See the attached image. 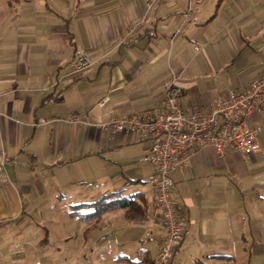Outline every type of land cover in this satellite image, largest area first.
<instances>
[{"label":"crops","instance_id":"1","mask_svg":"<svg viewBox=\"0 0 264 264\" xmlns=\"http://www.w3.org/2000/svg\"><path fill=\"white\" fill-rule=\"evenodd\" d=\"M187 5L0 0V264H55L62 239L73 242L68 262L154 263L160 215L150 207L153 166L141 160L150 142L98 125L162 110L172 78L184 111L206 109L248 84L263 50L264 0H198L195 21L184 19ZM77 49L92 61L80 71ZM246 124L261 126L258 151L218 157L203 148L175 174L189 232L169 264L264 254V103ZM111 193L140 202L145 216L71 214Z\"/></svg>","mask_w":264,"mask_h":264},{"label":"built area","instance_id":"2","mask_svg":"<svg viewBox=\"0 0 264 264\" xmlns=\"http://www.w3.org/2000/svg\"><path fill=\"white\" fill-rule=\"evenodd\" d=\"M196 1L188 0L183 13L185 20L195 21L191 14ZM75 58L78 71L92 64L82 49L76 50ZM180 94L181 88L172 78L167 85L162 110L151 116L113 115L98 125L112 132L135 133L140 141L150 142L141 160L153 166V173L148 178L153 191L150 207L158 210L160 215V247L153 264H169L189 232L186 215L178 211L175 174L183 172L203 148H210L218 157H224L230 151L247 156L260 149L257 136L261 126H247L246 120L259 112L264 103V41L260 69L243 88L214 98L206 109L188 112L178 103ZM106 100L102 99L100 105ZM3 172L4 161L0 160V176Z\"/></svg>","mask_w":264,"mask_h":264},{"label":"trees","instance_id":"3","mask_svg":"<svg viewBox=\"0 0 264 264\" xmlns=\"http://www.w3.org/2000/svg\"><path fill=\"white\" fill-rule=\"evenodd\" d=\"M117 193H111L103 196L99 200L90 203H83L73 207L71 214L78 219L82 220H98L101 215L105 212L117 209V208H128L126 210L127 218H129V213L133 211L135 215H132L133 220H138L145 216L146 211L144 206L136 200L128 196H118ZM86 209V210H85ZM130 210V211H129ZM129 211V212H128ZM132 214V213H131ZM131 216V215H130Z\"/></svg>","mask_w":264,"mask_h":264},{"label":"rangeland","instance_id":"4","mask_svg":"<svg viewBox=\"0 0 264 264\" xmlns=\"http://www.w3.org/2000/svg\"><path fill=\"white\" fill-rule=\"evenodd\" d=\"M75 223L79 224V221L76 220ZM65 242L66 240L62 239V242L58 243L57 245L58 248L56 250V255L60 256L61 259H56L55 264H95L96 263V260H91L87 262L79 260V259H73L70 262L63 260V254H65L66 256L68 255L69 244H73V242H70V243H67V242L65 243ZM249 257H250L249 254L246 257H245V254L244 255L241 254L237 256V258L233 261L232 264H264V254L262 255L255 254V255H252L251 258ZM112 263L113 262L109 260V262L106 261L101 264H112Z\"/></svg>","mask_w":264,"mask_h":264}]
</instances>
